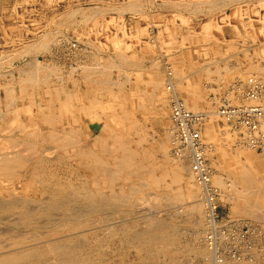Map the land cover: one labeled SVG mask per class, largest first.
Masks as SVG:
<instances>
[{
  "label": "rangeland",
  "instance_id": "rangeland-1",
  "mask_svg": "<svg viewBox=\"0 0 264 264\" xmlns=\"http://www.w3.org/2000/svg\"><path fill=\"white\" fill-rule=\"evenodd\" d=\"M238 1L179 0L160 6L154 0H0V145L5 144L0 147V261L13 259L3 264H208L204 253L210 250L204 238L208 221L193 210L200 202L206 211V192L202 198L201 192L192 197L188 185L197 181L188 169L191 160L175 153L168 136L167 70L179 82L180 97L192 110L206 111L216 126L209 134L207 121L202 137L208 146L211 181L221 191L219 218L253 223L252 248L245 260L226 264H264V155L242 145L216 114L219 94L228 83L254 72L264 79V40H234L236 32L218 22L220 14L231 12ZM253 1L257 0H248ZM259 5L264 6V0ZM208 21L214 27L207 40L202 33ZM183 52L193 59L179 65L174 55ZM155 68L162 87L153 102L144 72ZM140 75L144 79L138 80ZM141 89L145 101L129 97L131 90ZM71 112L77 117L73 126L67 118ZM49 122L57 131L68 132L64 143L70 146L50 144L35 133ZM17 152H22L21 158ZM12 154L16 159L11 160ZM123 155L133 157L132 167L138 172L127 177L124 171L120 188L107 184L106 173ZM158 160L165 162L155 172L163 175V187L147 173ZM181 162L184 168L177 173L181 179L176 180ZM246 167L258 172L247 187L238 177Z\"/></svg>",
  "mask_w": 264,
  "mask_h": 264
},
{
  "label": "built area",
  "instance_id": "built-area-1",
  "mask_svg": "<svg viewBox=\"0 0 264 264\" xmlns=\"http://www.w3.org/2000/svg\"><path fill=\"white\" fill-rule=\"evenodd\" d=\"M168 89L171 91L170 123L168 126L175 153L189 157L191 169L199 184L214 205V215L207 222L205 240L214 254V264L245 260L252 248L249 240L253 223L229 216L219 218L221 191L211 181L212 168L206 158L205 144L200 125L207 117L206 111L191 110L174 91L173 72L167 70ZM218 115L239 142L264 155V79L250 75L228 83L219 94L216 107Z\"/></svg>",
  "mask_w": 264,
  "mask_h": 264
},
{
  "label": "bare ground",
  "instance_id": "bare-ground-1",
  "mask_svg": "<svg viewBox=\"0 0 264 264\" xmlns=\"http://www.w3.org/2000/svg\"><path fill=\"white\" fill-rule=\"evenodd\" d=\"M214 1V0H213ZM242 1V0H241ZM257 1H259V0H257ZM263 1V0H262ZM234 2V1H233ZM241 3V2H240ZM109 4V3H108ZM221 4V3H220ZM255 4V3H254ZM258 4H259V2H258ZM219 5V4H218ZM227 5V4H226ZM102 6H103V4H102ZM190 6V5H189ZM237 6V5H236ZM254 6V5H253ZM264 7V6H263ZM107 8V7H106ZM122 8V7H121ZM251 8V7H250ZM95 9V8H94ZM197 10V9H196ZM62 11V10H61ZM257 11V10H256ZM239 12V11H238ZM251 12H252V10H251ZM255 12V11H254ZM259 12V11H258ZM93 13V12H92ZM247 13V12H246ZM250 13V12H249ZM264 13V12H263ZM239 14V13H238ZM93 15V14H92ZM240 15V14H239ZM91 16V15H90ZM180 16H182V15H180ZM241 16V15H240ZM240 16H238V19H239V17ZM250 16V15H249ZM263 16V15H262ZM51 17V16H50ZM72 17V16H71ZM70 17V18H71ZM184 18V17H183ZM84 19V18H83ZM187 19V18H186ZM223 19V18H222ZM225 19V18H224ZM254 19V18H253ZM260 19V18H259ZM51 20V19H50ZM188 20V19H187ZM242 20V19H241ZM251 20H252V18H251ZM81 21V20H80ZM212 21V20H211ZM211 21H208L206 24L204 23V30H203V33H202V35L204 36L205 35V37H208V36H210V34H212L211 33V29H212V27H214V24H213V22H211ZM216 21V20H215ZM250 21V20H249ZM254 21V20H253ZM262 21V20H261ZM115 22V21H114ZM248 22V21H247ZM58 23V22H57ZM230 24V23H229ZM263 24V23H262ZM49 25V24H48ZM123 25V24H122ZM202 27V28H203ZM221 27V26H220ZM29 28V27H28ZM217 28V27H216ZM236 28V27H235ZM141 29V28H140ZM247 29V28H246ZM123 31H124V29H123ZM144 31V30H143ZM193 31H194V28H193ZM189 32V31H188ZM199 33V32H198ZM201 33V32H200ZM220 33H222V32H220ZM190 34V33H189ZM254 34V33H253ZM116 35V34H115ZM186 35V34H185ZM193 35V34H192ZM201 35V34H200ZM150 36V35H149ZM187 36V35H186ZM185 36V37H186ZM191 36V35H190ZM43 38V37H42ZM90 38V37H89ZM123 38V37H122ZM122 38L119 40L121 43H122V45L124 44L123 43V40H122ZM182 38V37H181ZM186 38H188V36L186 37ZM191 38V37H190ZM117 39V38H116ZM206 39V38H205ZM256 39V38H255ZM158 40V39H157ZM187 41L189 40V39H186ZM208 40V39H207ZM59 41V40H58ZM115 41H117V40H115ZM119 41H118V45L120 44L119 43ZM168 41V40H167ZM219 41V40H218ZM171 43H170V45L172 44V41H170ZM175 42V41H174ZM183 42H185V41H183ZM48 43V42H47ZM116 44H117V42H115ZM166 43H168V42H166ZM180 43H182V42H180ZM114 44V43H113ZM115 44V45H116ZM169 44V43H168ZM31 45V44H30ZM51 45V44H50ZM92 45V44H91ZM121 45V44H120ZM182 45V44H181ZM187 45H190V44H187ZM42 47V46H41ZM77 47V46H76ZM127 47H128V44H127ZM32 48V47H31ZM163 48V47H162ZM77 49V48H76ZM128 49V48H127ZM165 49H167V48H165ZM28 50V49H27ZM98 50V49H97ZM121 50V49H120ZM125 50V49H124ZM48 51V50H47ZM170 51V50H169ZM27 52V51H26ZM109 52V51H108ZM125 52V51H124ZM261 52H264V48L261 50ZM82 55V54H81ZM58 56V55H57ZM193 55L191 54V53H189V52H185L184 53V55L181 53V54H179V55H176V62L177 63H179V65H181L182 64V62L184 63V62H186L187 61V59H189V60H191V59H193V57H192ZM124 57H126V56H124ZM175 57V56H174ZM13 58V57H12ZM10 59V58H9ZM113 59V58H112ZM8 60V59H7ZM95 60V59H94ZM186 60V61H185ZM188 60V61H189ZM51 61V60H50ZM79 61V63H80V60H78ZM49 62V61H48ZM64 62V61H63ZM38 63V62H37ZM40 63V62H39ZM83 63V62H82ZM117 63V62H116ZM187 63V62H186ZM50 64V63H49ZM96 64V63H95ZM42 65V64H41ZM157 65V64H156ZM159 65V64H158ZM157 65V66H158ZM34 66V65H33ZM32 66V67H33ZM40 66V65H39ZM38 66V67H39ZM76 66V65H75ZM74 66V67H75ZM95 66V65H94ZM89 67H91V66H89ZM100 67V66H99ZM137 67V66H136ZM167 67V66H166ZM166 67H164V68H166ZM172 67H174L175 68V66H174V63H173V66ZM27 68V67H26ZM173 68V69H174ZM39 69H40V67H39ZM93 69V68H92ZM109 69V68H108ZM23 70V69H22ZM26 71H31V69L30 70H27V69H25ZM51 70V69H50ZM49 70V71H50ZM96 70V69H95ZM261 70V69H260ZM33 71V70H32ZM52 71V70H51ZM56 71V70H55ZM137 71V70H136ZM139 71V70H138ZM165 71H166V69H165ZM174 71V70H173ZM259 71V70H258ZM257 71V72H258ZM263 72H264V70H262ZM141 72V71H140ZM139 72V73H140ZM247 72V71H246ZM254 72V71H253ZM6 73V72H5ZM26 73V72H25ZM38 73V72H37ZM70 73V72H69ZM72 73V72H71ZM147 73V72H146ZM249 73V72H248ZM256 72H254V74H255ZM259 73V72H258ZM29 74V73H28ZM31 74H33V75H35L34 73H31ZM97 74V73H96ZM149 74V73H148ZM246 74V73H245ZM250 74V73H249ZM253 74V75H254ZM262 74V73H261ZM49 74H47V76H48ZM83 75V77H84V74H82ZM86 75V74H85ZM150 80L148 79V81H149V83H150V85H151V88H152V92H149V96L151 97V99L150 100H152L153 102H155V98H156V91L159 93V89L162 87V84H160V82H161V76L160 75H158V73H157V71H156V68L155 69H152V70H150ZM31 75H29V77H30ZM50 76V75H49ZM90 76V75H89ZM175 76V75H174ZM174 76H173V79H174ZM22 77V76H21ZM20 77V78H21ZM29 77L27 78V80H29ZM61 77V76H60ZM74 77V76H73ZM76 77V76H75ZM163 77V76H162ZM186 77V76H185ZM245 77V76H244ZM35 78V77H34ZM37 78H38V76H37ZM36 78V79H37ZM41 79H42V77H40ZM12 79V78H11ZM22 79V78H21ZM20 79V81H22ZM23 79H26V77L24 76V78ZM32 79V78H31ZM45 79H47L46 77H45ZM53 79V78H52ZM70 79V78H69ZM90 79V78H89ZM165 79H166V77H165ZM176 79V78H175ZM15 80V79H14ZM40 80V79H39ZM92 80H94V79H92ZM164 80V79H163ZM23 81H25V80H23ZM34 81V80H33ZM41 81V80H40ZM74 81V80H73ZM72 81V82H73ZM76 81V80H75ZM120 81V80H119ZM146 81V80H145ZM167 81V80H166ZM51 82V81H50ZM104 82V81H103ZM30 83V82H29ZM99 83H100V81H99ZM162 83V82H161ZM179 83V82H178ZM178 83H176V82H174L173 81V87H174V91L178 94V91H177V86L179 85ZM43 84V83H42ZM45 84V83H44ZM64 84V83H63ZM77 84V83H76ZM20 85V84H19ZM22 85V84H21ZM75 85V84H74ZM89 85V84H88ZM2 86V85H1ZM4 86V85H3ZM38 86V85H37ZM47 87H48V85H46ZM45 86V87H46ZM82 86V85H81ZM25 87V86H24ZM27 88H28V86H26ZM46 87V88H47ZM54 87H56V86H54ZM91 87V86H90ZM9 88V87H8ZM33 88V87H32ZM41 88V87H40ZM65 88V87H64ZM100 88V87H99ZM98 88V89H99ZM159 88V89H158ZM25 89V88H24ZM56 89V88H55ZM166 89H167V92L169 91V89H168V87L166 86ZM32 91H33V89H31ZM31 90L29 91V92H31ZM64 90V92H62V93H64L65 94V89H63ZM93 90H95V89H93ZM92 90V91H93ZM49 91V90H48ZM56 91L58 92V90L56 89ZM97 91V90H96ZM26 92V91H25ZM55 92V91H54ZM124 92V91H123ZM171 91H169L168 93H170ZM33 93V92H32ZM45 93V92H44ZM69 93V92H68ZM67 93V94H68ZM72 93V92H71ZM74 93V92H73ZM191 93V92H190ZM10 94H12V92L11 93H9V95ZM30 94V96H31V98L34 96H32L31 95V93H29ZM39 94V93H38ZM37 94V95H38ZM70 94V93H69ZM75 94V93H74ZM144 91H134V92H132V90H131V93L129 94V97H133V98H135V101H137L138 99L140 100H142V97L144 96ZM150 94H152V95H150ZM17 95V94H16ZM25 95V94H24ZM23 95V96H24ZM27 95H28V92H27ZM51 95V94H50ZM71 95V94H70ZM69 95V96H70ZM93 95V94H92ZM179 95V94H178ZM12 96V95H11ZM13 96H15L14 94H13ZM59 96H60V94H59ZM58 96V97H59ZM75 96H76V94H75ZM74 96V97H75ZM180 96V95H179ZM115 97V96H114ZM196 97V96H195ZM5 98V97H4ZM43 98V97H42ZM65 98H67V97H65ZM76 98V97H75ZM81 98V97H80ZM79 98V99H80ZM116 98H117V96H116ZM148 98V97H147ZM182 98V97H181ZM3 99V98H2ZM7 99H8V95H7ZM6 99V100H7ZM30 99V98H29ZM34 99H35V97H34ZM183 99V98H182ZM4 100V99H3ZM130 100V99H129ZM140 100V101H141ZM184 100V99H183ZM9 101V100H8ZM12 101V100H11ZM38 101V100H37ZM40 101V100H39ZM42 101V100H41ZM41 101H40V103L38 104V113H40L41 111V109L43 108L42 107V104H41ZM142 101H145V99L143 98V100ZM141 101V102H142ZM185 101V100H184ZM33 102V101H32ZM58 102V101H57ZM186 102V101H185ZM14 103V102H13ZM34 103V102H33ZM56 103V102H55ZM6 104V103H5ZM11 104V103H10ZM32 104V103H31ZM37 104V103H36ZM51 104V103H50ZM66 104V103H65ZM68 104H69V102H68ZM106 104V103H105ZM119 104V103H118ZM145 104V103H144ZM144 104H142V105H140V107H142ZM186 104H187V102H186ZM34 105V104H33ZM44 105V104H43ZM46 105V104H45ZM5 106V105H4ZM16 106V105H15ZM24 106V105H23ZM49 106V105H48ZM47 106V107H48ZM53 106H55V105H53ZM65 106V105H64ZM118 106V105H117ZM137 106V105H136ZM187 106L190 108V106L187 104ZM50 107V106H49ZM138 107H139V105H138ZM24 108V107H23ZM66 108V107H65ZM86 108V107H85ZM5 109H7L6 107H5ZM51 110H52V108H50ZM72 109V108H71ZM191 110H192V108H190ZM13 111H14V109H12ZM31 111H32V108L30 109ZM50 110V111H51ZM53 110H54V108H53ZM61 110V109H60ZM82 110H83V108H82ZM7 111H8V109H7ZM10 111V110H9ZM56 111V110H55ZM66 111V110H65ZM164 111V110H163ZM2 112V111H1ZM15 112H16V110H15ZM8 112H6V114H7ZM10 113V112H9ZM8 113V114H9ZM51 113V112H50ZM54 113V112H53ZM60 113V112H59ZM58 113V114H59ZM64 113L65 112H62V114H63V116L62 117H64L65 118V116H64ZM73 112H71L70 114H69V116H67V118L68 119H70V121H71V123L69 124V125H72L73 126V124L74 123H76L77 122V117H75L74 116V113L72 114ZM85 113H86V110H85ZM2 115H3V113H1ZM11 114V113H10ZM14 113L12 112V115H13ZM20 114V113H19ZM44 114V113H43ZM52 114V113H51ZM216 114H218L217 112H216ZM32 115V114H31ZM56 115V114H55ZM207 115H208V113H207ZM211 115V114H210ZM16 116V115H15ZM19 116V115H18ZM53 116V115H52ZM81 116H82V112H81ZM212 116V115H211ZM44 117V116H43ZM47 117H49V115L47 116ZM51 117V116H50ZM49 117V118H50ZM102 117V116H101ZM106 117V116H105ZM1 118V117H0ZM6 118V117H5ZM12 118H14V117H12ZM18 118V117H17ZM21 118V117H20ZM20 118H19V120H20ZM52 118V117H51ZM56 118H57V116H56ZM102 118H104V117H102ZM210 118L211 117H209L208 119L207 118H205L204 119V121L201 123V125H200V129H201V135H202V133H203V130H204V125L206 124V122L207 121H209L210 120ZM7 119H8V116H7ZM16 119V118H15ZM62 119V118H61ZM83 119V118H82ZM3 121H4V119H2ZM13 120V119H12ZM11 120V121H12ZM16 120H18V119H16ZM7 121H9V120H7ZM50 121V120H49ZM57 121H59V120H57ZM63 121V120H62ZM213 120L211 119L210 120V124H209V126H208V129H206V131L208 130V133L209 134H214L215 132H216V126H214L213 125V122H212ZM55 122V121H54ZM59 122H61V121H59ZM212 122V123H211ZM9 123V122H8ZM35 123H36V121H35ZM47 123H48V121H47ZM51 123H53V122H51ZM58 123V122H57ZM56 123V124H57ZM22 124H24V123H22ZM37 124V123H36ZM35 124V125H36ZM6 125V124H5ZM19 125H21V124H19ZM25 125V124H24ZM31 125V124H30ZM44 125V124H43ZM47 125H49V127H47V128H45V129H47V130H45V129H42V128H40L39 130L40 131H37L38 130V127H37V132H35L38 136H43V137H45V141H49V143L50 144H55V143H60L59 145L61 146V145H63V147H64V145H68V144H65L64 143V141L65 140H67L66 138H67V131H64L63 133H61V132H59V131H57V129H55L54 127H51V125H50V122H49V124H47ZM78 125V124H77ZM9 126V125H8ZM22 126V125H21ZM37 126V125H36ZM61 126V125H60ZM59 126V127H60ZM62 126H64L63 125V122H62ZM71 126V127H72ZM20 127V126H19ZM23 127V126H22ZM25 127V126H24ZM28 127H30V126H28ZM35 127V126H34ZM81 127V126H80ZM73 128V127H72ZM72 128H69V129H72ZM78 128V127H77ZM21 129V128H20ZM25 129H26V127H25ZM74 129V128H73ZM72 129V130H73ZM223 129V128H222ZM1 130V129H0ZM6 130V129H5ZM35 129L33 128V131H34ZM74 130H76V128L74 129ZM17 131V130H16ZM23 131H24V129H23ZM27 131V130H26ZM30 131V130H29ZM33 131H32V133L31 134H33ZM71 131V130H70ZM80 131H81V128H80ZM219 131V130H218ZM21 132H22V130H21ZM82 132V131H81ZM112 132V131H111ZM1 133V132H0ZM71 133V132H70ZM74 133H76V132H74ZM73 133V134H74ZM83 133V132H82ZM114 133V132H113ZM22 134H23V132H22ZM28 134H30V132L28 133ZM30 134V135H31ZM72 134V133H71ZM72 134V135H73ZM111 134V133H110ZM223 134V133H222ZM229 134V133H228ZM228 134H226V135H228ZM47 135V136H46ZM63 135V136H62ZM71 135V136H72ZM76 135V134H75ZM78 135H79V133H78ZM114 135V134H113ZM118 135V134H117ZM232 135V134H231ZM80 136V135H79ZM121 136V135H120ZM169 138H170V132H169ZM203 136V135H202ZM28 137H29V135H28ZM27 137V138H28ZM114 137V136H113ZM228 137V136H227ZM12 139H13V137H11ZM11 138H10V140H11ZM37 138H39V137H37ZM64 138H65V140H64ZM69 138V137H68ZM73 138V137H72ZM71 138V139H72ZM7 139H9V138H7ZM14 139H15V136H14ZM17 139V138H16ZM15 139V140H16ZM33 139V138H32ZM43 139V138H42ZM74 139V138H73ZM171 139V138H170ZM19 140V139H18ZM17 140V141H18ZM26 140V139H25ZM113 140H114V138H113ZM116 140V139H115ZM120 140V139H119ZM121 140H122V138H121ZM202 140H204L203 139V137H202ZM2 141V140H1ZM6 142H7V140H5ZM5 141H3V142H5ZM20 141V140H19ZM24 141V140H23ZM69 141H72V140H69ZM69 141H66V142H69ZM5 142V143H6ZM13 142H15V141H13ZM36 142V141H35ZM34 142V143H35ZM123 142V141H122ZM206 142V141H205ZM204 141H203V143L205 144V151H207V144L205 143ZM223 142V141H222ZM10 143V142H9ZM20 143V142H19ZM23 143L24 142H22V145H23ZM29 143H31L30 141H29ZM40 143H42V142H40ZM44 143V142H43ZM74 143H75V141H74ZM79 143V142H78ZM113 143H114V141H113ZM119 143V142H118ZM121 144V143H120ZM122 144H124L125 145V143H122ZM121 144V145H122ZM2 145H5V144H2ZM2 145H0V147L2 146ZM7 145H8V142H7ZM9 145H11L12 146V142H11V144H9ZM18 145V144H17ZM26 146H28V144H25ZM35 145V144H34ZM57 145V144H56ZM83 145V144H82ZM14 146H15V144H14ZM68 146H70V145H68ZM77 146V145H76ZM13 147V146H12ZM62 147V146H61ZM114 147V146H113ZM124 147V146H123ZM126 147V146H125ZM8 148V147H7ZM11 148V147H10ZM15 148V147H14ZM37 148V147H36ZM117 148V147H116ZM122 148V147H121ZM127 148V147H126ZM2 149H4L3 147H2ZM17 149V148H16ZM30 148H28V150H29ZM33 149V148H32ZM31 149V150H32ZM37 149H39V148H37ZM77 149V148H76ZM80 151L79 152H81V154L83 153L84 154V150H81L80 148H78ZM119 149V148H118ZM125 149V148H124ZM1 150V149H0ZM9 151H10V149H8ZM13 149H11V151H12ZM19 150V149H18ZM53 150V149H52ZM66 150V149H65ZM104 150H106V149H104ZM108 150V149H107ZM106 150V151H107ZM212 150V149H211ZM30 151V150H29ZM45 151V150H44ZM110 151V150H109ZM131 151V150H130ZM18 152H20V151H18ZM17 152V153H18ZM35 152H37V151H35ZM40 152V151H39ZM105 152V151H104ZM108 152V151H107ZM115 152V151H114ZM8 153V152H7ZM22 153V152H21ZM21 153H18V154H20L21 156H20V158L22 157V154ZM130 153V152H129ZM134 153V152H133ZM10 154H11V152H10ZM17 154V155H18ZM49 154V153H48ZM5 155H6V153H5ZM4 155V156H5ZM125 155H126V153H125ZM125 155H123L124 157H118V161H117V163H116V168L114 169V170H112L111 169V171H108L106 174H108L109 176H108V178H109V180H106L107 181V184H111V185H113V186H118V187H120L121 188V186L123 185L122 183H121V177H122V174H123V172L124 171H128V173L127 174H125L127 177H128V175L129 176H131V175H134V174H132V173H135V172H133L135 169H133V165L134 164H132L131 162V160H132V158L135 156L134 154H133V157L131 158V157H129V156H125ZM128 155V154H127ZM132 154L130 153V156H131ZM3 156V155H2ZM12 156H13V154L11 155V158H12ZM16 155L14 154V157H15ZM110 156V155H109ZM137 156V155H136ZM1 157V156H0ZM5 157H7V156H5ZM13 157V158H14ZM116 158H117V156H115ZM114 157V158H115ZM8 158V157H7ZM10 158V159H11ZM13 158L11 159V160H13ZM17 158H19V156H17ZM98 158H101V157H98ZM179 158V157H178ZM183 158H185V157H183ZM2 159H4V158H2ZM2 159H1V162H2ZM15 159H16V157H15ZM24 159V158H23ZM102 159V158H101ZM9 160V159H8ZM8 160H7V162H8ZM10 160V161H11ZM28 160V159H27ZM100 160V159H99ZM116 160V159H115ZM148 160V159H147ZM153 160V159H152ZM181 160H183V159H181ZM134 161V160H133ZM184 161V160H183ZM3 162H5L4 160H3ZM6 162V163H7ZM12 162H15V161H12ZM38 162V161H37ZM5 163V164H6ZM22 163V162H21ZM21 163H20V165H21ZM102 163H104V160H103V162ZM3 164V163H2ZM25 164V163H24ZM23 164V165H24ZM36 164V162L35 163H33V165H35ZM136 164V163H135ZM149 164H151V163H149ZM153 164V163H152ZM188 164V163H187ZM142 165V164H141ZM164 165H165V162H163V161H160V160H158V161H156V163H154V165H153V167H150L151 169H149L148 168V171H147V169H146V171H147V173H150V174H152V175H154V177H155V180L157 181V183L159 184V186L161 187H163V186H165V182H164V177H163V175H158V176H156V170L157 169H162L163 167H164ZM179 166H178V168L175 170V174H176V177H175V179L176 180H180L181 178L179 177V175L177 174L178 172H180V170L181 169H183L184 168V164L181 162L180 164H178ZM191 165V164H190ZM12 166V165H11ZM13 166H15V164L13 165ZM12 166V167H13ZM98 166V165H97ZM102 166H105V165H102ZM6 167H7V165H6ZM5 167V168H6ZM33 167V166H32ZM137 168H138V166H136ZM243 167H244V165H243ZM8 168H10V166L8 167ZM16 168V167H15ZM15 168H14V170H15ZM35 168H36V166H35ZM100 168V167H99ZM105 168H108V167H105ZM104 168V169H105ZM253 168V167H252ZM11 169V168H10ZM141 169H143L142 168V166H141ZM189 171H190V173H191V175H192V177H193V179H194V181H195V179H196V177L194 178V176H195V174L193 173V171H192V169H191V166H189ZM243 169V171H242V173H241V175L240 176H238L240 179L239 180H241V182L243 183V184H246V187H247V185H249V184H251L253 181H254V179L256 180V178H255V176L256 175H258V172H257V169H255V167H254V169L253 170H249V169H247V167H246V169L245 168H242ZM106 170H108V169H106ZM139 170H140V165H139ZM166 170V169H165ZM5 171V170H4ZM99 171H101V170H99ZM103 171V170H102ZM101 171V172H102ZM136 171V170H135ZM9 172V171H8ZM136 172H138V171H136ZM168 172V171H167ZM126 173V172H125ZM144 173V172H143ZM146 173V174H147ZM6 174V173H5ZM11 174V173H10ZM103 174V173H102ZM131 174V175H130ZM136 174V173H135ZM145 175V174H144ZM10 176V175H9ZM12 176H13V174H12ZM22 176V175H21ZM26 176V175H25ZM123 176H124V174H123ZM125 176V177H126ZM140 176V175H139ZM170 176V175H169ZM212 176H213V174H211V180H212ZM24 177V176H23ZM169 178V177H168ZM7 179H9V178H7ZM103 180V183L104 184H106L105 182H104V179H102ZM101 180V181H102ZM0 181H1V179H0ZM5 181V180H4ZM4 181L2 182V183H4ZM11 181V180H10ZM123 181V180H122ZM128 181V180H127ZM139 181V180H138ZM196 181H197V179H196ZM6 182V181H5ZM8 182V181H7ZM99 182V181H98ZM169 182V181H168ZM215 182H217V183H221V182H223L222 180L220 181L219 180V178H215ZM214 182V183H215ZM96 183V182H95ZM102 183V182H101ZM229 183V182H228ZM233 182L231 181V184H232ZM122 184V185H121ZM143 184H145V183H143ZM253 184V183H252ZM251 184V185H252ZM99 184H97V186H98ZM172 185V184H171ZM197 185V186H196ZM196 185L195 184H193L192 182L191 183H189V191H190V193H191V195L193 194V196L192 197H194V195H196L198 192H201V198H202V193H204V187L201 185V184H199V182L197 181V183H196ZM223 185V184H222ZM133 186V185H132ZM187 186V185H186ZM128 187H129V185H128ZM232 187H234L233 186V184H232ZM97 188V187H96ZM107 188V187H106ZM108 188H110V187H108ZM134 188V187H133ZM251 188V187H250ZM262 188V187H261ZM10 189V188H9ZM12 189H14V188H12ZM114 189V188H113ZM119 189V188H118ZM124 189V188H123ZM142 189V188H141ZM237 189V188H236ZM6 190H8V189H6ZM108 190V189H107ZM112 190V189H111ZM122 190V189H121ZM138 190V189H137ZM187 190V189H186ZM238 190V189H237ZM246 190H248L249 191V189H246ZM251 190V189H250ZM16 191V190H15ZM97 191V190H96ZM239 191V190H238ZM9 192V191H8ZM99 192H101V190L99 191ZM103 192V191H102ZM114 192H116V191H114ZM114 192H112L113 194H115ZM241 192V191H240ZM251 192V191H250ZM98 193V192H97ZM110 193V192H109ZM120 193V192H119ZM123 192H121V194H122ZM257 194H258V192H256ZM103 194V193H102ZM101 194V195H102ZM123 194H126V192H124ZM200 194V193H199ZM87 195V194H86ZM110 195H111V193H110ZM119 195V194H118ZM221 195V194H220ZM248 195V194H247ZM255 195V194H254ZM103 196V195H102ZM123 197H124V195H122ZM129 196V195H128ZM128 196H126V197H128ZM200 196V195H199ZM260 196V195H259ZM258 196V197H259ZM107 197V196H106ZM116 197V196H115ZM120 197V196H119ZM191 197V196H190ZM196 197V196H195ZM103 198H105V197H103ZM113 198H114V196H113ZM160 198V197H159ZM200 198V199H201ZM249 198V197H248ZM110 199V198H109ZM193 199V198H192ZM245 199H247V198H245ZM261 199V198H260ZM120 200V199H119ZM123 200H125V198L123 199ZM239 200V199H238ZM197 201V200H196ZM203 205H205V208H206V211L203 209V206H202V204L200 203V202H196V204L194 205V211H199V212H201L202 214H203V217H204V219L206 220V221H211L212 220V218H213V215H214V205H213V203H212V201L210 200V199H208L207 198V196L204 198V200H203ZM252 203V202H251ZM257 204V203H256ZM258 205V204H257ZM262 206V205H261ZM193 207V206H192ZM260 208V207H259ZM204 210V211H203ZM22 216V215H21ZM19 222V221H18ZM57 227V226H56ZM18 234V233H17ZM63 234V233H62ZM33 251V250H32ZM36 251V250H35ZM34 251V252H35ZM207 250H205V255H206V257L208 258V260L207 259H205V261H206V263H210V260L212 261V264H214V254L209 250V252L207 251ZM29 252V251H28ZM212 254H211V253ZM16 254H18V253H16ZM40 254H41V252H40ZM39 254V255H40ZM16 257H18L17 255H15ZM29 256V255H28ZM27 257V256H26ZM11 257H5L4 259H2L1 261H0V264H3V262L4 263H7V262H9V261H11V260H13V259H10ZM226 263H228V262H226ZM250 263V262H249Z\"/></svg>",
  "mask_w": 264,
  "mask_h": 264
},
{
  "label": "crops",
  "instance_id": "crops-1",
  "mask_svg": "<svg viewBox=\"0 0 264 264\" xmlns=\"http://www.w3.org/2000/svg\"><path fill=\"white\" fill-rule=\"evenodd\" d=\"M154 1H155V3H157L160 6H162L164 4L165 5H168L169 2H173V1H174V3L175 2H179V0H154ZM258 2L257 1L248 2V0L238 1V2H235V4L231 5L232 6V9H233L231 12H228L226 10L225 12H222L220 14V18H218V22L221 21V23H222L221 26L222 27H224V28L228 27L232 31L236 32L237 35L234 38V40H243V38H246V39L258 38L260 40H264V13H263L264 12V7L262 5L260 6L258 4ZM134 4H136V3H134ZM177 4H179V3H177ZM251 10H252V12H251ZM253 15H256V16H253ZM238 16H240L239 19H238ZM251 18H252V20H251ZM210 36H211V34H210ZM203 37L207 39V37H205V35ZM134 45H136V44H134ZM184 53L185 52H183L182 54L184 55ZM176 55H179V54H176ZM176 55H174V56H176ZM148 73L150 74V70L149 69H146L145 72H144V74H146L147 78L150 80V75ZM142 76L143 75H140V77H139L140 79H138V80L144 79V76L145 75L143 76V78H142ZM147 85L149 87L148 90L150 89L149 92H152V88H151V85H150L149 81L147 82ZM137 91H139V90H137Z\"/></svg>",
  "mask_w": 264,
  "mask_h": 264
}]
</instances>
